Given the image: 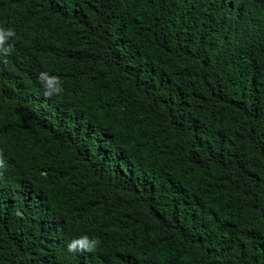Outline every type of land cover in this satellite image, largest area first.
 Masks as SVG:
<instances>
[{
	"label": "trees",
	"instance_id": "obj_1",
	"mask_svg": "<svg viewBox=\"0 0 264 264\" xmlns=\"http://www.w3.org/2000/svg\"><path fill=\"white\" fill-rule=\"evenodd\" d=\"M0 27V264H264V0H0Z\"/></svg>",
	"mask_w": 264,
	"mask_h": 264
},
{
	"label": "clouds",
	"instance_id": "obj_2",
	"mask_svg": "<svg viewBox=\"0 0 264 264\" xmlns=\"http://www.w3.org/2000/svg\"><path fill=\"white\" fill-rule=\"evenodd\" d=\"M16 35L17 33L13 28L0 27V56L7 57L13 51V46L7 44V42L10 38L16 37ZM5 63H7L6 60ZM37 78L44 88V96L46 98L63 94L64 88L59 76L51 75L47 71H41ZM3 167L4 161L0 159V168ZM14 215L18 218H23V213L19 209L14 212ZM99 245L100 241L98 238H90L84 234L68 242L67 251L80 254L94 253Z\"/></svg>",
	"mask_w": 264,
	"mask_h": 264
}]
</instances>
